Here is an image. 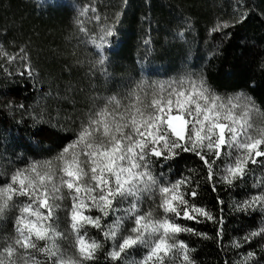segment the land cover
Here are the masks:
<instances>
[{
  "label": "trees",
  "instance_id": "1",
  "mask_svg": "<svg viewBox=\"0 0 264 264\" xmlns=\"http://www.w3.org/2000/svg\"><path fill=\"white\" fill-rule=\"evenodd\" d=\"M88 5L95 14L80 15ZM93 15L99 20L89 19ZM78 19L85 23L78 25ZM217 26L220 30L213 31ZM107 28L114 34L101 40ZM0 45L16 57L11 62L0 57V185L31 161L55 164L93 110L111 96L127 103L124 98L141 81L159 85L202 75L217 95L243 93L264 114V0H0ZM260 114L254 113L252 121L264 127ZM176 152L174 158L155 163L153 174L164 184L186 180L180 191L189 206L213 217L192 212L195 219L176 218L194 230L176 237L186 245L191 264H245L249 252L254 256L247 264H264V236L244 240L264 226V213L237 208L264 192V186L253 187L264 177V163H249L245 177L229 184L220 178L226 157L217 160L216 176L209 179L208 168L195 153ZM207 158L216 159L212 153ZM192 191L195 197L189 195ZM64 203L71 206L70 199ZM158 203V194L155 203L145 197L143 211ZM128 207L129 201L115 204L117 209ZM18 214L13 208L0 217V237L15 235ZM88 214L103 217L95 208ZM157 214L163 216L162 210ZM58 215L60 230L70 232L65 212ZM117 215L123 212H110L102 226L112 225ZM132 226L126 223L125 229ZM85 230L89 239L103 243L96 258L85 264H133L146 252L138 246L122 254L125 259L113 261L108 256L112 241L96 228ZM37 243L44 247L46 242ZM58 243L68 248L67 240ZM183 255L173 250L163 264H185ZM37 259L44 257L37 253Z\"/></svg>",
  "mask_w": 264,
  "mask_h": 264
},
{
  "label": "snow or ice",
  "instance_id": "2",
  "mask_svg": "<svg viewBox=\"0 0 264 264\" xmlns=\"http://www.w3.org/2000/svg\"><path fill=\"white\" fill-rule=\"evenodd\" d=\"M89 12L95 14L96 9L90 5L80 9V15ZM89 19L99 20V16ZM77 23L85 22L78 19ZM80 30L83 32L85 28L81 26ZM113 34L107 28L100 39ZM3 56L9 62L16 58L0 45V57ZM26 58L25 54L22 59ZM105 59L102 56L99 63L103 64ZM124 99L128 102L111 96L103 107L93 110L81 124L77 138L54 158L55 164L31 161L24 168H17L8 183L0 185V217L13 208L19 211L15 235L0 237V264L92 261L103 243L88 238L85 230L88 226L100 230L105 240L112 241L108 256L113 261L125 259L122 254L139 246L146 252L133 264H163L173 250L182 251L185 264H191L186 245L176 237L194 230L181 226L176 218L182 214L184 219H195L192 212L207 219L213 217L204 209L189 206L180 191L186 180L161 183L152 172L154 164L174 158L178 155L176 149L193 152L208 168L209 179H213L214 165L224 156L226 162L220 178L232 184L245 177L249 163H264L259 159L264 157L261 147L264 127H256L252 121V115L260 113L252 98L243 93L221 97L210 89L202 75L188 74L159 85L141 81ZM225 147L228 151L223 153ZM207 153L214 154L216 159L210 161ZM261 186L264 177L253 185ZM157 194L156 208L143 211L144 198L155 203ZM189 195L195 197L197 193L192 191ZM17 197L26 199L18 202ZM68 199L70 207L64 203ZM118 200L129 201V207L115 208ZM92 208L103 217L110 212L122 211L123 215H117L105 229L102 216L88 214ZM237 208L264 213V192L240 202ZM157 209L162 210L163 216L157 214ZM60 211L66 214L70 232L60 230ZM129 222L133 226L126 230L125 224ZM255 236H264V226L244 240L247 242ZM61 240L68 241V248L58 243ZM39 241L46 242L44 247H38ZM37 253L44 259H37ZM253 256L249 252L245 264Z\"/></svg>",
  "mask_w": 264,
  "mask_h": 264
},
{
  "label": "rangeland",
  "instance_id": "3",
  "mask_svg": "<svg viewBox=\"0 0 264 264\" xmlns=\"http://www.w3.org/2000/svg\"><path fill=\"white\" fill-rule=\"evenodd\" d=\"M255 122H256V119L254 120V125H255L256 127H260L259 125H256V123H255Z\"/></svg>",
  "mask_w": 264,
  "mask_h": 264
}]
</instances>
